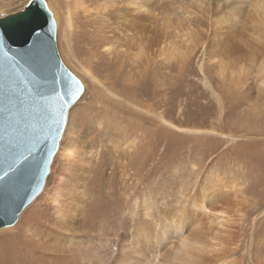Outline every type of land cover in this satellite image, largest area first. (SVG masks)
I'll return each mask as SVG.
<instances>
[{
  "label": "rangeland",
  "instance_id": "obj_1",
  "mask_svg": "<svg viewBox=\"0 0 264 264\" xmlns=\"http://www.w3.org/2000/svg\"><path fill=\"white\" fill-rule=\"evenodd\" d=\"M30 1L0 0V17L23 10ZM45 1L57 15L60 58L83 84L65 129L76 145L74 156L84 155L85 170L71 171L57 150L40 194L12 228L0 229V264H92L99 258L112 264L124 240L138 244L128 254L140 264H167L180 233L168 230L160 242L161 233L156 240L146 239L136 236V222L153 218L139 228L155 235L156 220L161 222L155 214L172 219L176 204L185 210L187 227L206 233L209 219L196 206L202 200L227 214L225 237L235 239L227 243L230 258L237 264H264V53H234V63L246 67L237 78L229 75L235 68L221 70L219 59L225 56L209 49L208 41H177L164 46L167 56L156 52L160 20L197 25L173 15L172 8L192 11L210 36L215 26L241 31L240 25L215 15L223 17L228 9L246 15L256 0H235L231 8L222 7L225 0H215V7L212 0H197L199 6L150 0L140 9L128 4L133 15L150 18L137 20L128 43L114 29L112 12L125 0L114 5L111 0H79V7L77 0ZM173 158L182 160V167H174ZM205 170L210 179L189 204L183 181ZM146 209L149 217L143 214ZM154 244L156 251L149 247Z\"/></svg>",
  "mask_w": 264,
  "mask_h": 264
},
{
  "label": "water",
  "instance_id": "obj_2",
  "mask_svg": "<svg viewBox=\"0 0 264 264\" xmlns=\"http://www.w3.org/2000/svg\"><path fill=\"white\" fill-rule=\"evenodd\" d=\"M82 92L60 58L45 0L0 17V228L14 224L40 194L69 110ZM10 145L27 160L9 173Z\"/></svg>",
  "mask_w": 264,
  "mask_h": 264
},
{
  "label": "bare ground",
  "instance_id": "obj_3",
  "mask_svg": "<svg viewBox=\"0 0 264 264\" xmlns=\"http://www.w3.org/2000/svg\"><path fill=\"white\" fill-rule=\"evenodd\" d=\"M149 1L150 0L140 2L141 4L138 5V0H131L130 2L127 3V8H129L128 4H133V5L136 4L138 9H140L141 8L140 6H144V4ZM157 1L158 0H154V2ZM200 1L201 0H198V2ZM196 2L197 0L196 1L186 0L187 5L189 6L195 5ZM75 5L79 7L82 6V3L79 0H77ZM111 5H114V3H112ZM46 6L47 9L50 11L56 26V23L58 21L57 15L56 13L54 14L50 5L47 2H46ZM195 6H199V5L196 4ZM120 8L112 10V12L114 13L113 25L115 27L114 28L115 30L117 29L121 31L122 34L121 38L123 37L125 43H128L133 39V36L129 34V31L131 27H133V25H136L137 20L139 18L149 20L150 18L142 14H140L141 17H138V14L133 15V13H131V10L120 11ZM253 8L254 10H252V12L250 13H247L246 15L245 13H241L240 14L241 17L239 13H237V11L233 9H228L227 11H224L225 16L223 17L215 15L216 17H218V20L220 21L223 20V22H227V21L231 22L232 25L234 24L240 25L241 31L236 32L232 30L233 26H231V27H223L227 31L221 32L220 30H222L223 28L215 26L212 27L213 29L211 28L212 34L209 36L206 35L207 33L205 34L201 30V28L203 27L202 26L203 22L201 25L200 21L197 20L196 14H194L192 11L190 12L189 10L182 8V5H178L172 8L174 11L173 15L181 17L183 19H187L189 21H191L192 19L195 21L197 25L195 28H190V27L188 28L185 26V24L182 21H180V19H176V21H170V19L160 20V23H158V32H157L160 36L157 45H159L160 48L156 52L160 57L167 56L168 54L166 53L164 46H168V47L175 46L177 44V41H180V43L181 42L190 43L193 40H196L200 42L204 41L203 42L204 44L206 43L205 41H208L206 45H208L209 49L212 48L215 51H217L216 52L217 54L220 52L223 53V55L225 56L223 58L220 57L219 59L220 60L219 65L221 70L223 69L222 70L223 72L224 71L227 72L229 71L230 68H235V70H230L229 75L230 76L235 75L237 78H240L245 73L246 67L244 64L234 63L232 55L234 53L241 54V51H243V53H245L246 51L247 54H253V52L258 53V51H260V53H264V48H262L264 46V0H256V3ZM189 15H193L194 18H190ZM236 17H238L237 20H235ZM67 25L68 28L71 27V21L69 16L67 17ZM199 25L202 27H199ZM122 27H124L125 30L122 29ZM232 38H234L235 40L238 39L237 43L233 42ZM106 49L108 51L110 50L109 47H106ZM86 73L88 74L89 78H91L92 80L95 81L97 80L96 77L89 70H86ZM262 78H263L262 84H264V76ZM262 88L264 89V87ZM66 131L67 129H65V132H63L59 140V144L57 148V150L59 149L58 155L66 158L64 162L66 165L68 164V167L70 168L71 171H73L74 169L84 171L85 170L83 168L85 161L84 155H80L77 153V155L75 154L74 156L72 149L76 145L73 144L72 140L68 136H66ZM79 143L82 144V141H79ZM56 202L57 201H55V203ZM196 206L197 209L200 210L199 215L207 216V218L209 219L206 233L203 232V230L200 229L197 230L190 227H187V231H185L184 230L185 224H181L178 227L177 223H174V218L176 217V213L181 210H183V212L185 213V210L183 208L179 209V207L176 206V204H174L172 219L169 216H166L168 219L167 220L164 215H161L164 212L155 214V216L161 215L159 217L157 216V218L161 217L160 218L161 222L159 221V219L156 220L158 222H156L157 227H155L156 229L154 232L155 235L151 234V236H149V234L146 233L144 229L139 228V226H141L140 223L143 225V223L148 222L150 218L149 219L140 218V221L136 222V225L138 226L135 227L136 230L135 232H138L136 236H138L141 233L143 235V238L145 237L146 239H149L150 237L155 236L154 239L156 240L157 233H161L162 237L158 239V241L160 242V241H164L163 240L164 234L167 233L168 230L174 231V234L180 233L179 236L181 239H179V241L177 240L178 243H176L174 247L171 248L172 251L168 257L167 264H237L234 258H230L232 248L227 245V243L233 244L235 239H226L225 237V235L228 234V231L224 224V219L227 216L226 212L223 211L222 209L215 210L212 207L206 206L204 200H202ZM65 209L66 208L63 209L64 215L68 211ZM133 209L135 210V207ZM54 213L56 215L60 214V208L56 209ZM153 213L154 212L152 211L150 212V217L154 216ZM143 214H145V217H149V212H147V209L143 211ZM151 221H154V219L151 218L149 222ZM170 221H171V228H170ZM160 223L161 225H159ZM14 224L2 227L0 229L8 228V227L10 229L12 228L11 226H13ZM136 236L134 233H132V238H135ZM135 240L137 242V239ZM137 246H138L137 243L132 244V242H126L124 240L122 244L119 245L118 256L114 259L112 264H140L139 261H136L135 258L133 259V257H130L128 254V252L130 251L133 254L137 250ZM153 246H149V247L152 249V251H156L158 249L157 248L158 246L155 247V244ZM132 259L133 261H131ZM140 261L142 262L143 260L140 259ZM102 262H103L102 258H99L96 259L92 264H102Z\"/></svg>",
  "mask_w": 264,
  "mask_h": 264
},
{
  "label": "snow or ice",
  "instance_id": "obj_4",
  "mask_svg": "<svg viewBox=\"0 0 264 264\" xmlns=\"http://www.w3.org/2000/svg\"><path fill=\"white\" fill-rule=\"evenodd\" d=\"M114 4H120V0H111ZM235 5V0H225V3L222 7L231 8ZM212 7H215V0H212ZM125 10H131L130 8H127V0H125V4L121 5L120 11ZM16 101L19 106H22L24 103V100L21 97H16ZM78 103V102H77ZM75 106V105H74ZM9 159L10 162L7 165V172H12L17 165H20L22 161H26L27 157L23 152H18L17 147L10 145V151H9ZM172 164L176 168H180L183 165V161H177L176 158H173ZM7 175V173L5 174ZM4 177H0V179H3ZM210 178L207 177V170L200 176L196 177L195 180L193 179L192 175H188L184 181H183V188L187 192L188 195V202L189 204L192 203L193 199L198 197L200 195V187L201 185H204L207 180ZM16 211H19V208L16 209ZM176 223L179 227L181 224H185L184 230L187 231L186 226V216L183 210L176 213ZM170 228H171V221H170Z\"/></svg>",
  "mask_w": 264,
  "mask_h": 264
}]
</instances>
